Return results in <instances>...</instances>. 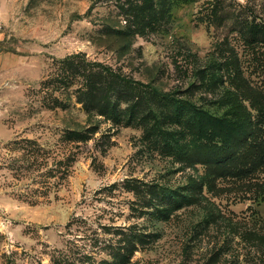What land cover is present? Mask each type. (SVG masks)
<instances>
[{
    "label": "rangeland",
    "instance_id": "374dc122",
    "mask_svg": "<svg viewBox=\"0 0 264 264\" xmlns=\"http://www.w3.org/2000/svg\"><path fill=\"white\" fill-rule=\"evenodd\" d=\"M211 1L171 0L157 27L132 35L123 14L130 0H0V264H53L58 252L92 250L104 225L158 235L130 264H264L260 248L236 234L264 224V202L204 192L201 205L166 221L139 214L127 180L179 187L202 169L148 145L134 124L87 114L62 62L79 54L161 91L183 92L222 42L264 88V45L241 37L251 26L264 28V0H219L227 14L221 25L208 17ZM213 98L201 90L192 100L216 112ZM86 128L95 130L90 140L68 139Z\"/></svg>",
    "mask_w": 264,
    "mask_h": 264
},
{
    "label": "trees",
    "instance_id": "16d2710c",
    "mask_svg": "<svg viewBox=\"0 0 264 264\" xmlns=\"http://www.w3.org/2000/svg\"><path fill=\"white\" fill-rule=\"evenodd\" d=\"M170 5L171 0H130L123 11L125 32L135 35L157 27ZM208 10L212 24L221 25L227 18L219 0H212ZM109 33L124 34L111 29ZM241 37L249 46L264 45V28L251 26ZM222 46L221 42L209 66L196 70L197 82L183 92L161 91L79 54L62 61L66 80L76 85L75 102L87 114L113 124H134L148 145L185 168L202 169L197 178L189 176L179 187L127 180L124 185L140 203L136 211L141 215L166 221L182 208L201 205L204 192L213 196L236 192L244 199L264 202V88L252 84L238 54ZM201 90L214 96L210 103L216 106V112L192 100ZM94 131L86 128L66 134L70 140L86 142ZM102 230L104 237L97 234L92 238V250L70 248L52 256V263L130 264L136 251L158 237L136 225H104ZM236 234L260 248L264 256V224ZM94 249L95 253L103 251L105 257L98 260L91 252Z\"/></svg>",
    "mask_w": 264,
    "mask_h": 264
},
{
    "label": "crops",
    "instance_id": "0c3cea01",
    "mask_svg": "<svg viewBox=\"0 0 264 264\" xmlns=\"http://www.w3.org/2000/svg\"><path fill=\"white\" fill-rule=\"evenodd\" d=\"M0 129H2V124H1V122H0Z\"/></svg>",
    "mask_w": 264,
    "mask_h": 264
}]
</instances>
